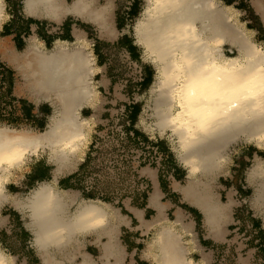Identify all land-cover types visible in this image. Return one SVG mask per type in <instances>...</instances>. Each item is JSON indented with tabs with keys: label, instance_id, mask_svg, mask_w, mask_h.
I'll return each instance as SVG.
<instances>
[{
	"label": "clouds",
	"instance_id": "1",
	"mask_svg": "<svg viewBox=\"0 0 264 264\" xmlns=\"http://www.w3.org/2000/svg\"><path fill=\"white\" fill-rule=\"evenodd\" d=\"M243 2L264 27V0ZM136 3L0 0V34L14 21H36L20 34L23 50L13 31L9 58L0 59L14 73L11 96L0 76V264H209L206 252H212L214 264H264L259 248L248 244L264 230V38L249 27L254 21L248 8L239 7L241 0H139L137 15L128 17ZM118 13L126 18L122 28ZM69 18L72 40L60 38ZM41 25L56 37L50 48L39 34ZM80 25L91 26L94 36ZM124 37L138 59L119 47L101 64L97 41L115 46ZM114 62L123 73L115 83L108 75ZM146 67L152 70L150 84L129 95V82L142 84ZM21 100L33 106L35 119L45 121L43 128L25 117ZM44 104L51 114L41 112ZM134 104L141 109L129 132L128 106ZM136 132L147 143L131 144ZM96 137L110 145L100 171L83 177L80 187L61 186L80 173ZM161 141L185 173L183 181L154 146ZM249 148L255 149L251 156L245 154ZM241 157L247 166L239 172ZM41 162L50 179L30 184ZM152 163L180 199L174 203L161 189L155 203L148 197L136 209L137 216L135 193L147 192V186L136 182L149 178L144 169ZM97 179L120 187L106 200ZM237 183L251 195H241ZM93 192L94 198L85 196ZM184 204L201 214L199 230L192 212L180 207ZM149 210L154 215L146 218ZM129 233L137 246L130 251L123 240ZM202 240L225 245L223 255L215 259V250H205Z\"/></svg>",
	"mask_w": 264,
	"mask_h": 264
},
{
	"label": "rangeland",
	"instance_id": "2",
	"mask_svg": "<svg viewBox=\"0 0 264 264\" xmlns=\"http://www.w3.org/2000/svg\"><path fill=\"white\" fill-rule=\"evenodd\" d=\"M239 7H241V8H248V10H249V16L254 21L253 24H250L249 25L250 28H253L254 27V28H258L259 30L262 29V28L264 29V27H262L260 25V23H259V18L248 7V5L243 2V0H241V4L239 5ZM138 10H139V0H137V3L133 6L131 12H129L127 14V16L128 17H134V16H136L137 13H138ZM19 19L20 18L17 17V20H19ZM125 19L126 18H125L124 15H121V14L118 13V27H121L122 28L124 26ZM84 26L86 27V29L88 31L89 38H92L94 36V32H93L91 26H88V25H84ZM26 28H27V22H24V21H18V22H16V21H14L13 22V25H10L9 27H6L5 28V33L0 34V37L1 38H6L13 31L15 33L16 32H22L23 33V32H25ZM42 30L44 31V27L42 28ZM261 38H264V33H261ZM8 40L11 41V36H9ZM122 40L123 41L121 43L119 41V44H117L115 46H109L107 44H104V43H101V42L97 41V44H96V46H97V53H98L99 50L102 51L100 53V57H99L101 64L105 63L106 60H109L110 61L115 56L116 51H117V49L119 47H128L129 46L128 48H129V50L133 54V59H138V52L132 46L131 41L127 37L122 38ZM98 46H100V48H98ZM115 67H116V63L114 62L113 66L110 67L109 70H108V75L111 78V80H112L113 83H115L116 80L119 79L123 75V73H117L115 71ZM0 69L3 70V71H0V76H3V78L7 81V83H8V95L11 96L12 88H13V85H14L13 73H11L12 71H10L9 69L5 68V66L2 63H1ZM145 73H146L147 76L151 75V77H152V70L150 68H147L146 67L145 68ZM146 75H145V77H146ZM98 78L99 77H97V79ZM105 83H107V82H105ZM119 87L120 86L118 85L117 88H119ZM135 87H140L142 90H144L148 86H146L143 83L140 84V85H133L131 82H129V85H128V88H127V93L129 95H131L132 90ZM101 91H103V89H101ZM12 99L14 100L15 97H12ZM9 102H11V101H9ZM131 106H137L139 108V111L141 109V105L140 104H134V105H131ZM41 107L43 108V111H44V114L45 115L51 114V109L49 110L48 109V106L46 104L42 105ZM106 107H110V105H108ZM117 107H119V105H117ZM129 109H130V106H128V113H129ZM85 112H88L86 114L87 116L88 115H91V110H85ZM103 118H105V120L110 119V117H108V113H105ZM112 118H114V116ZM121 123H124V121H121ZM44 124H45V121L43 119H40L39 125H41V127L42 126L44 127ZM127 128L129 129V127H126V129ZM103 130H104L103 128L100 129V131H103ZM139 134H140L139 136L141 138L144 137L141 133H139ZM108 135L109 136H112L113 133L112 132H109ZM138 139H140V138H138ZM129 140H130V143L131 144L136 145V146H139V144L141 143V141H143L142 139H140V140H131V139H129ZM97 142H99V143L97 144ZM92 146H94V149L92 150V156H93V158H92V163H91L89 169L87 170V172L85 174H83L80 177H78V179H75V181H77V184L76 185H72L71 184L72 181H70V182H68L66 184L65 187H80L79 181L82 180L83 177L88 176V175H91L95 171H100V162H102L103 160H105V159H107L109 157L108 149H109L110 145H108L106 141L100 140L99 137H96L94 139V143H93ZM92 146H91V148H92ZM154 146L159 147L160 150L162 152H164L168 156V159L164 163L166 164V166L168 167L169 170L175 169V176H176V178L178 180L183 181L184 176H185V173L181 169H179L178 167H176L174 158L168 152L166 143L163 142V141H161L158 145H154ZM253 151H255L254 148H249L246 151L245 154L251 156V154H252ZM261 155L264 156V153H261ZM97 157H98V159H97ZM125 163H127V161H125ZM237 163L240 164V169L238 170L239 172H242L243 169L247 166L246 163L243 160V157H241L237 161ZM155 168H156V165L154 163H152V164H150V167L145 168V169H148V170L154 172L153 169H155ZM234 171H237V170L234 169ZM49 172H50V169L48 167H46L43 162H41L36 167V169L34 171V174L29 177V183L31 184V182H34L37 179H45V178L50 179ZM104 175H106V173ZM164 175H165V173L163 171H160L159 172V177H160V182L162 184V189H164L166 191H169V193H170V190L168 188V182L164 179ZM239 178L240 177L238 176L237 179H239ZM122 180H129L130 181V178L129 177H122ZM143 180L146 182V184H148V191H149V195H150V193L152 191L151 190V186L148 183V181H146V179H143ZM63 181L64 180H62L61 182H63ZM221 183L225 184L226 186H231V182L230 181H225V180H223V178H221ZM96 184H97V187H98V189L100 191L106 190V192L108 194L109 193H112L114 189L120 187V185L114 184L111 181H106V180H101V179H97ZM137 185H139V183H137ZM129 186L131 187V183H129ZM236 187L241 192V195H243V196H249V195H251V192H252L251 189H248L247 191H245L243 188L240 187V184L239 183H237ZM12 190L13 191H16L15 188H13ZM137 193L138 192H136L135 195H137ZM170 194H171L170 196H171L172 201L174 203H177L178 204L180 197L178 195H175V194H172V193H170ZM134 202L139 203V204H142V201L140 199L137 200V197L135 198ZM180 207H182V208H184L186 210H188V208H189L188 205H180ZM243 211H244L243 209L239 210L237 212V216L238 217H242ZM13 215L16 216L17 226H19V217L15 213H13ZM170 218H174V217H171V213H170ZM252 224H253L254 229H259L260 228V222L259 221H252ZM240 230H241V232L244 231L243 228H241ZM249 234H251V233H249ZM20 235H21V239L27 240V238H28V234L27 233L22 232ZM136 235H138V233ZM131 236H132V234L129 233V234H127V235H125L123 237L124 242L129 245V251L131 250L132 247H137L136 245L133 244V242L131 240ZM229 240H231V237H229ZM255 240H259L260 243L258 245L255 244V242H254ZM248 244H249V247H258L259 248L260 251H259V254L258 255H264V230L259 231V234L257 236H255L252 241H249ZM138 247L142 248L143 245H139ZM224 248H225V245H222L219 248H216L215 249V259L218 260L219 257L221 255H223ZM87 250L91 254H93L94 256H98L99 255L98 249H96L94 247H89ZM210 254L212 256H211V260L209 261V264H214V258H213L212 252H210ZM29 255H31V253H29ZM33 262H35V264L37 263L34 260H33Z\"/></svg>",
	"mask_w": 264,
	"mask_h": 264
},
{
	"label": "crops",
	"instance_id": "3",
	"mask_svg": "<svg viewBox=\"0 0 264 264\" xmlns=\"http://www.w3.org/2000/svg\"><path fill=\"white\" fill-rule=\"evenodd\" d=\"M33 22H36V21H33ZM71 19L69 18V20L65 23V25H64V35L62 36V37H60V38H62V39H69V40H72L73 38H72V36H71ZM29 23V21H27V24ZM81 27H83V28H85L86 29V27L84 26V25H80ZM6 27H9V26H6ZM44 27V25H41V29H40V35H41V37L42 38H44L46 41H47V43H48V47H51V42H52V40L53 39H55L56 37H53V36H48L47 34H46V32H44L43 30H42V28ZM27 30V31H26ZM26 30H25V32H23V33H27L28 32V28H26ZM87 30V29H86ZM22 32H16V40H15V43H16V46H17V49L18 50H20V51H22L23 50V47H24V44H23V42L20 40V34H21ZM9 36H11V35H9ZM9 36H7L6 38H9ZM123 40L121 39L120 40V43L122 42ZM10 43L12 44V46L14 45V41H13V39H12V36H11V41H10ZM129 47V46H128ZM98 48H100V46H98ZM102 51H98V53H97V46H96V54L100 57V53H101ZM0 59H2L1 57H0ZM101 63V62H100ZM1 64V63H0ZM10 70V69H9ZM11 71V70H10ZM11 73H13V72H11ZM13 76H14V73H13ZM14 86V85H13ZM12 87V86H11ZM13 89V88H12ZM20 103L23 105V110H24V114H25V117L27 118V119H29V120H34V122L37 124V126H39L40 128H43V126L41 127V125H39V121H40V119H35L33 116H32V105H30L26 100H21L20 101ZM47 105V104H46ZM48 106V105H47ZM48 109L50 110V107L48 106ZM41 112L42 113H44V111H43V108L41 107ZM85 110H89V109H85ZM85 110H84V112H83V114L85 115V116H87L86 114L88 113V112H85ZM144 175L145 176H147V177H149L148 179H146V181H148V183L150 184V186H151V193H150V195H148V197H151V195L152 194H154L155 193V191L157 190L158 192H156V195L159 193V191L162 189V184H161V182H160V177H159V174L157 175L155 172H152V171H150V170H148V169H144ZM163 191H165V192H167V193H169V191H166V190H164V189H162ZM171 193V192H170ZM169 193V197L168 198H170L171 199V194ZM172 194H174V193H172ZM175 195H177V194H175ZM172 200V199H171ZM147 201H148V198H147V200H146V203H147ZM153 203H155V202H153ZM133 204L136 206V207H134L132 210H133V212H135V215H139L140 213H139V211H137L136 209L137 208H139L140 206L139 205H136V203L133 201ZM184 205H187V204H184ZM145 206H146V204H145ZM189 207V206H188ZM188 210L190 211V212H192V214L195 216V218H196V221H197V227H198V230H199V225H200V222H201V220H202V216H201V214L197 211V210H195L194 208H188ZM179 213H180V215H183V213H181V212H178L177 214L179 215ZM125 214H127L126 212H125ZM154 214V211L153 210H149L148 211V214H147V217L146 218H149V217H151L152 215ZM134 223H135V221H134ZM26 233V232H25ZM202 243H204V245H205V250H207V249H216V248H219L220 246H222V245H218V244H213L210 240L209 241H203L202 240ZM206 254H207V258H208V260L210 261L211 260V254H210V252H206ZM35 261V260H34ZM37 263L36 264H38V261H36ZM33 264H35V262H33Z\"/></svg>",
	"mask_w": 264,
	"mask_h": 264
},
{
	"label": "trees",
	"instance_id": "4",
	"mask_svg": "<svg viewBox=\"0 0 264 264\" xmlns=\"http://www.w3.org/2000/svg\"><path fill=\"white\" fill-rule=\"evenodd\" d=\"M226 2L230 4V3H232V0H226ZM29 23H35V22L29 21ZM260 32L261 33H264V29L263 28L260 29ZM0 66H1V64H0ZM150 82H151V75H149V76L146 75L143 84H145L146 86H148L150 84ZM138 114H139V108L137 106H130L128 120L131 121V125L132 126L129 127V129L127 128L126 131H129V132L135 131L134 125H135L136 119L138 117ZM139 135H140L139 132H136V136H135L134 139L135 140H138V138H140V139H142L143 141H145L147 143V138L146 137L141 138ZM93 149H94V146H92V148H91V150H90V152L88 154V157H87V160L85 161V163L81 165L80 173H78L75 176H70L67 180H64L63 182H61V186H64L65 187L68 182L73 181L75 179H78V177H80L81 175H83V174H85L87 172V170L89 169V167H90V165L92 163V158H93V156H92V150ZM103 192L106 193L105 197H103V198L106 199V200L107 199H110L111 193L108 194L106 192V190H104ZM95 195L96 194L94 192L93 193H85V196L86 197H89V198H94ZM136 197H137V200L140 199L139 194H137ZM147 198H148V196L147 195H144L143 196V200H142V204H139V203H136L135 202L136 205H139L140 207H144L145 204H146Z\"/></svg>",
	"mask_w": 264,
	"mask_h": 264
},
{
	"label": "bare ground",
	"instance_id": "5",
	"mask_svg": "<svg viewBox=\"0 0 264 264\" xmlns=\"http://www.w3.org/2000/svg\"><path fill=\"white\" fill-rule=\"evenodd\" d=\"M13 48L12 44L10 43V41L8 40V38H1L0 37V57L2 59H8L9 57L6 55L7 52H9L11 49ZM90 110V109H89ZM156 192H158L157 190L155 191L154 194L151 195L152 197V202H155V195ZM180 215V213H179ZM0 223H2V221H0ZM87 259V257H86Z\"/></svg>",
	"mask_w": 264,
	"mask_h": 264
},
{
	"label": "built area",
	"instance_id": "6",
	"mask_svg": "<svg viewBox=\"0 0 264 264\" xmlns=\"http://www.w3.org/2000/svg\"><path fill=\"white\" fill-rule=\"evenodd\" d=\"M0 99H2V97H0ZM129 139H131V140H135V139H132V138H129ZM138 140H140V139H138ZM137 183H139V184H143V185H145V186H147V192H144V193H137V194H139V196H140V200L142 201L143 200V196L144 195H149V191H148V184H146V182L142 179V180H137Z\"/></svg>",
	"mask_w": 264,
	"mask_h": 264
}]
</instances>
